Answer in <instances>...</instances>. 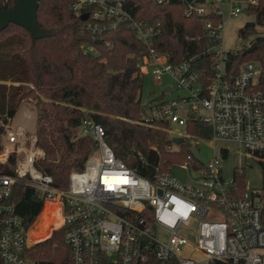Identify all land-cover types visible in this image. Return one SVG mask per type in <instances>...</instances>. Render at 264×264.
<instances>
[{
  "label": "built area",
  "instance_id": "2783aa9c",
  "mask_svg": "<svg viewBox=\"0 0 264 264\" xmlns=\"http://www.w3.org/2000/svg\"><path fill=\"white\" fill-rule=\"evenodd\" d=\"M182 1L184 14L217 19L203 22L210 42L205 51L211 56L210 69L195 56L168 62L152 46L153 27L135 21L124 0H75L70 8L87 13L80 29L93 34L129 20L147 48L140 63L142 74L149 66L157 81L168 74L183 91L170 99L151 100L144 109L147 118L169 127L172 122L185 126L188 119L203 121L213 142L240 143L261 164L264 178V90L258 88L264 87V55L235 63L229 56L239 50L222 45V4H228L230 14H238L259 0ZM91 5L92 9H83ZM161 91L171 92L172 87L164 85ZM25 108L31 113L29 126L17 119ZM35 115L36 107L25 99L12 117L0 120V164L10 168L0 170V264H34L29 247L57 228H62L67 247L64 264H264V185L248 191L244 187L239 193L232 178L226 184L222 177L219 155L196 164L201 159L189 147L183 161L173 164L195 170L200 175L196 183L181 182L172 175V165L169 170L157 167L152 177H145L116 156L99 123L85 119L82 133L95 140V147L83 168L71 171L66 186L59 188L51 175L35 166L44 156L37 143ZM16 183L33 187L42 199L41 209L50 205L51 224L35 237L30 229L41 209L25 225L12 198Z\"/></svg>",
  "mask_w": 264,
  "mask_h": 264
},
{
  "label": "trees",
  "instance_id": "16d2710c",
  "mask_svg": "<svg viewBox=\"0 0 264 264\" xmlns=\"http://www.w3.org/2000/svg\"><path fill=\"white\" fill-rule=\"evenodd\" d=\"M15 1L0 0V5L9 8ZM74 1H39L36 19L40 27L50 30L47 36L32 39L24 27L15 23L0 30V120L12 117L23 100H36L34 125L44 156L35 166L51 175L59 188L66 186L71 171L83 168L95 147V140L82 133L85 119L101 125L106 143L137 173L152 177L157 167L169 170L171 165L183 161L192 142L184 139L173 148L169 124L144 114L140 63L146 46L136 37L129 20L96 34L81 30V14L70 8ZM124 4L135 21L153 27L152 46L168 62L176 64L195 56L210 69L211 56L205 53L210 42L203 22L216 18L184 14L182 0H124ZM92 8L93 5L83 9ZM246 12L254 15V21L239 28V35L245 37L257 26L261 33L252 38L256 43L252 52L239 50L229 56L235 63L264 55V0ZM86 45L92 50H86ZM258 88L264 90L260 84ZM2 131L0 123V135ZM184 131L196 139L211 135L210 127L200 120L188 119ZM0 170L10 168L0 164ZM232 181L236 190L243 193V169L234 170ZM12 198L25 225L31 224L41 209L42 199L33 187L21 183L13 186ZM62 233V228L54 229L29 247V258L34 264L67 262Z\"/></svg>",
  "mask_w": 264,
  "mask_h": 264
},
{
  "label": "rangeland",
  "instance_id": "374dc122",
  "mask_svg": "<svg viewBox=\"0 0 264 264\" xmlns=\"http://www.w3.org/2000/svg\"><path fill=\"white\" fill-rule=\"evenodd\" d=\"M222 8V18L225 21L222 35L223 47L231 51L246 49L252 38L261 33V28L257 26L254 32L245 37H241L239 35V28H241L246 22L254 21V15L249 14L246 11H241L238 14H230L228 4L226 3L222 4ZM143 70V86L140 97L145 110H147L148 103L151 100L159 97L170 99L175 97L177 94L183 93L181 89L176 88V83L170 75L164 74L161 76L160 81H157L155 76L151 73L149 66H146ZM164 85H171L172 91L161 93ZM29 99L30 102L37 108L36 100L33 98ZM168 134L171 138L174 135H183L184 139H187L195 144L202 164L208 163L212 160L213 156L219 155L221 158H219L218 165L221 167V175L224 180H226V184H229L228 182L233 177L234 170L236 168H241L243 169V183L246 191H248L251 187L264 185L261 164L257 160L250 157L248 152L240 143L226 139H218L213 142L209 138H192L185 134L184 126L176 122L171 123L168 129ZM178 144L179 143L173 142L172 147L176 148ZM224 151L226 152L225 155ZM170 171L172 175L178 178L181 182L196 183L200 179V175L191 167L172 165ZM46 215L48 216L49 214L44 210H41L38 218L32 225V228L39 232L41 229L45 228L48 224V222H46L48 219ZM39 232L37 234H40ZM35 233L36 232H34V234Z\"/></svg>",
  "mask_w": 264,
  "mask_h": 264
},
{
  "label": "water",
  "instance_id": "95a60500",
  "mask_svg": "<svg viewBox=\"0 0 264 264\" xmlns=\"http://www.w3.org/2000/svg\"><path fill=\"white\" fill-rule=\"evenodd\" d=\"M39 1L40 0H16L9 8H4L0 5V30L5 28L9 23H15L24 27L30 33L32 39L49 35L50 30L40 27L37 23L36 9ZM86 16L87 13H83L80 15V18L84 20ZM97 41L99 42L100 40ZM255 48L256 43L254 41L249 47L243 50V53L250 52ZM171 140L172 142L181 143L183 137L173 136ZM190 151L196 159L200 160L199 152L194 145L190 146Z\"/></svg>",
  "mask_w": 264,
  "mask_h": 264
},
{
  "label": "bare ground",
  "instance_id": "6f19581e",
  "mask_svg": "<svg viewBox=\"0 0 264 264\" xmlns=\"http://www.w3.org/2000/svg\"><path fill=\"white\" fill-rule=\"evenodd\" d=\"M26 110V108L25 109H21L19 112H18V114H17V119H21L22 118V120L24 121V123L27 125V126H29L30 124H31V119H30V117H31V113L30 112H26L25 111ZM47 208V209H46ZM41 210H44L45 212H49V210H50V205L47 203V204H45L43 207H42V209ZM47 216V215H46ZM48 217V219H51L50 218V216L48 215L47 216ZM47 219V221L46 222H48V224H47V226H45V227H49V225L51 224V221L50 220H48ZM42 230V229H41ZM34 232H36L35 234L36 235H39V234H37L39 231H37L36 229H33L32 227H31V229H30V236H32V237H35L36 235L34 234ZM40 233V232H39Z\"/></svg>",
  "mask_w": 264,
  "mask_h": 264
}]
</instances>
